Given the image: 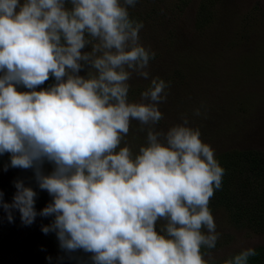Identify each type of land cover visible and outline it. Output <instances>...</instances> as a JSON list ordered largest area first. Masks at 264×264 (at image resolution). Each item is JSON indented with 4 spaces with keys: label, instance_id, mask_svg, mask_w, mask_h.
Returning a JSON list of instances; mask_svg holds the SVG:
<instances>
[{
    "label": "clouds",
    "instance_id": "obj_1",
    "mask_svg": "<svg viewBox=\"0 0 264 264\" xmlns=\"http://www.w3.org/2000/svg\"><path fill=\"white\" fill-rule=\"evenodd\" d=\"M136 3L0 0V156H9L4 171L31 170L51 197L38 212L37 192L17 179L11 203L0 192V208L10 223L18 211L25 226L52 217L41 231L78 264L77 252L90 264H209L201 249L220 236L209 203L225 170L186 116L157 129L163 79L129 100L130 81L147 80L155 56L140 43L143 23L130 18ZM132 121L146 132L136 153L125 140ZM256 255L244 248L223 264Z\"/></svg>",
    "mask_w": 264,
    "mask_h": 264
},
{
    "label": "rangeland",
    "instance_id": "obj_2",
    "mask_svg": "<svg viewBox=\"0 0 264 264\" xmlns=\"http://www.w3.org/2000/svg\"><path fill=\"white\" fill-rule=\"evenodd\" d=\"M128 11L130 18L143 23L140 43L155 53L149 78L134 75L130 81L129 100L138 102L151 79H163L169 87L166 102L158 106L164 118L157 129L166 131L186 116L188 126L200 130L201 140L225 167L224 182L209 203L220 236L214 249H201L204 258L209 264H222L244 248L264 245V208L260 200L252 202L257 183L264 179L251 176L247 160V156L264 160V0H137ZM53 83L54 79L46 81L36 90ZM196 109L201 115H194ZM139 127L132 121L125 137L134 153L145 143L146 132H137ZM244 160L246 165L241 166ZM8 162L7 154L0 156L4 201L11 203L14 181L20 179L37 192L39 212L51 197L36 186L31 170L4 171ZM51 170L45 163L44 171ZM51 220L37 216L25 226L17 211L10 223L0 208V264H78L59 249L54 233L41 231ZM74 255L90 264L88 254Z\"/></svg>",
    "mask_w": 264,
    "mask_h": 264
},
{
    "label": "trees",
    "instance_id": "obj_3",
    "mask_svg": "<svg viewBox=\"0 0 264 264\" xmlns=\"http://www.w3.org/2000/svg\"><path fill=\"white\" fill-rule=\"evenodd\" d=\"M51 79L52 78H50L47 82L49 83ZM247 160H248L251 168H253L251 176H253L256 179H259L261 177H263V179H264V160H263V158L262 157L257 158V157L247 156ZM245 165H246V160H244L241 163V166H245ZM221 167L223 169L225 168L223 165H221ZM225 174H226V171H225ZM224 179H225V177H224ZM223 182L224 181H222V183ZM229 182H230V180H229ZM257 184L259 185V191L254 192L253 197H252V202L254 205L257 202V200H260V204L264 208V182H263V184H260V183H257ZM254 249L256 250L257 255L255 257H251L249 259V264H264V245L258 246Z\"/></svg>",
    "mask_w": 264,
    "mask_h": 264
}]
</instances>
